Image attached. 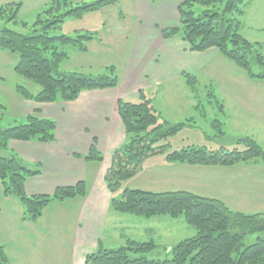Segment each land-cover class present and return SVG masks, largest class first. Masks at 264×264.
Returning <instances> with one entry per match:
<instances>
[{
    "label": "trees",
    "instance_id": "trees-1",
    "mask_svg": "<svg viewBox=\"0 0 264 264\" xmlns=\"http://www.w3.org/2000/svg\"><path fill=\"white\" fill-rule=\"evenodd\" d=\"M245 1L182 0L177 7L179 23L162 29V37L168 39L178 36L190 51H204L214 47L249 78L264 80V55L256 48L255 43L240 34V17ZM117 2L118 0H96L73 4L71 0H48L46 8L37 14L31 24L16 19L20 2L0 5V19L30 28L29 33L7 27L0 29V50L18 53L14 72L38 86L36 93L21 85H15L14 90L23 99L52 103L73 102L83 91L117 87L119 77L112 65L106 67L105 73L95 75L58 71L59 64L68 57L62 46L72 45L79 51L86 52V43L94 40V32L87 30L81 34L77 31L74 36L51 35V31L60 29L65 19L81 18L89 11L115 5ZM193 5L204 9L195 15L191 9ZM250 57L258 66V73L251 71ZM182 77L190 87L196 86L194 74L182 73ZM138 96L140 101L137 103L123 99L116 101V111L125 130V139L113 151L110 165L103 176L106 188L112 194L110 208L117 213L147 219L165 215L177 218L181 215L186 224L195 228L196 234L177 242L164 259L147 256L157 247L152 241L127 240L124 246L117 248H104L99 241L96 250L85 256L84 264H264V238H257L254 243L240 249L246 234L264 231V213L233 211L218 199L184 190L151 192L124 188L120 191L121 183L135 176L141 171L143 162L156 155H163L167 162L188 165L232 166L255 158L264 164V150L251 137L237 139L244 146L242 150L224 147L209 150L202 146L170 150V144L165 143L166 140L176 134L185 123L162 120L142 90H139ZM211 97H215L213 93ZM215 102L222 110V104L218 100ZM220 126L218 123V127ZM54 130L55 122L51 118L41 117L36 113L25 115L23 123L0 127L1 190L4 196L14 197L19 201L23 208V220L36 221L50 203L86 196L85 181L72 186L56 187L51 194L28 195L24 190L26 178L39 175L41 170L38 164L25 161L9 149L8 143L10 140L50 143L55 139ZM220 134L223 135L221 131ZM158 142L162 143L157 144ZM74 157L100 163L102 155L98 151L96 139L92 138L86 154H74ZM130 253L139 256L130 257ZM0 263H8L2 246Z\"/></svg>",
    "mask_w": 264,
    "mask_h": 264
},
{
    "label": "crops",
    "instance_id": "crops-1",
    "mask_svg": "<svg viewBox=\"0 0 264 264\" xmlns=\"http://www.w3.org/2000/svg\"><path fill=\"white\" fill-rule=\"evenodd\" d=\"M181 1H133L138 21L134 24V41L128 54L125 77L123 80L119 79L117 87L83 91L73 102L29 101L33 110L55 122V139L50 143L9 141L10 149L32 164L34 162L41 166L39 175L26 178L25 192L28 195L51 194L56 187L72 186L83 180L86 184V196L50 203L36 221L30 222L22 219L23 208L19 201L2 194L0 184V246L9 260L4 264H84L85 256L96 250L99 241L104 248H110L105 244V239L108 238L115 239L119 245L126 244L127 240L141 242L136 230H147L146 225L151 226V231L156 229L152 233L159 240L169 242V237L165 239L170 231L167 219L178 221L179 217L157 216L144 222L138 216H119L122 213L109 207L110 193L103 176L110 165L113 151L125 139V130L116 111L118 99L129 101L139 98L138 92L143 91L144 87L154 90L164 86L167 98L171 101L177 88L170 84L181 78L185 81L182 73L192 74L204 68L203 64L223 57L214 47L204 51H190L178 36L168 39L162 37V29L178 24L179 20L178 17L175 19V15L178 16L177 7ZM9 2H20L23 5L22 0H0V5ZM244 16L245 12L240 17L241 30ZM148 60L150 69H145L141 64ZM243 73L245 74L244 71ZM138 74H141L140 78L145 77L146 81L141 78L138 82ZM245 76L251 79L246 74ZM180 89L189 103L195 106L197 86L190 87L184 82ZM237 105L246 109H263L262 113L256 114L264 116V102H240ZM83 116H87L88 121ZM186 126L193 125L190 123ZM221 131L225 136L222 128ZM92 138L96 139L98 151L102 155L100 163L85 162L70 155L87 153ZM147 164L150 165L149 170H152L153 181L159 188L164 187V191H197L203 197L222 201L233 211L264 213L255 205L258 203V206L264 208V164L257 158L232 166H201L167 162L163 155H158L147 158L139 172H144ZM129 180L131 179L127 181ZM206 190L214 193L208 194ZM228 197L235 200H229ZM236 204L241 207H236ZM179 226L183 228L182 224ZM107 227L110 228L108 232ZM38 228L44 229V234L54 231L60 236L59 242L52 244V238L42 236ZM158 229H161L162 234H159ZM148 241L156 245L152 237ZM50 248L55 250L52 255H47L46 251Z\"/></svg>",
    "mask_w": 264,
    "mask_h": 264
},
{
    "label": "rangeland",
    "instance_id": "rangeland-1",
    "mask_svg": "<svg viewBox=\"0 0 264 264\" xmlns=\"http://www.w3.org/2000/svg\"><path fill=\"white\" fill-rule=\"evenodd\" d=\"M82 1L90 3L96 0H71L73 4ZM133 1L134 0H118L115 5L89 11L81 18H67L61 24L60 29L51 31V35L68 34L71 36H74L77 31L81 34L86 33L87 30L95 33L94 39L96 40L89 44L86 43L88 50L86 52L79 51L76 46H62L63 50H66L68 57L64 58L59 64L58 71H74L95 75L105 73L106 67L112 65L116 68L119 79L123 80V77H125V68L129 59L128 54H130L131 51V43L134 41V24L138 21ZM47 2L48 0H22L23 5L16 19L31 24L35 20L37 14L46 8ZM191 9L195 15H198L204 8L199 5H193ZM244 12L245 16L243 18V27L240 34L246 40L255 43L256 48L264 55V0H247L244 6ZM177 17L178 16L175 15L176 20ZM3 27L21 33H29L30 31V28H23L19 24L14 25L13 22L0 19V29ZM249 60L251 71L253 73H258L260 70L256 63L251 57ZM17 61L18 53L0 50L1 128L23 123L24 116L31 113H36L38 116H41L36 110H33L32 106L29 104L31 100L23 99L14 90L15 85H21L28 88L32 93L38 91V86L36 84L16 75L13 68ZM203 65H205L204 68L196 70L194 72L195 74L192 73L197 77V89L194 99L197 108L189 103L187 96L184 94L183 90L180 89V85L185 82L182 78L170 84L171 87L177 88L173 93V100L171 101L167 98L164 86L155 88V91L152 88H147L148 86L143 89L144 94L147 98L151 99V105L156 112L160 114L162 120H167L170 123H185L176 134L170 136L168 140H166L165 143L170 144V150H179L187 146H202L209 150H215L220 147L229 150L233 148L242 150L244 149L243 144L236 141V139L244 137H251L257 141L264 150V116L256 114L257 112L262 113L263 109H246L237 105V103L240 102H264V81L248 79L242 69L236 67L221 56ZM141 66H144L145 69H150V61L144 62ZM140 76L141 74H138V82H140L141 78L146 81L145 77L140 78ZM211 93L214 94V98L211 97ZM215 100H218V102L222 104V110L218 107ZM129 101L137 103L140 99L134 98ZM56 102L61 103L63 101ZM82 118L88 121L87 116H83ZM190 123H192L194 127L186 126ZM218 123H220V127H218ZM221 128L225 132V136L220 134ZM160 143L162 142H158L157 144ZM74 154L78 153H72L70 155L74 157ZM20 157L24 159L22 156ZM24 160L32 163L26 159ZM33 164L37 163L33 162ZM39 168L41 170V166H39ZM149 169L150 165L147 164L144 172H138L135 176L130 178L131 180L123 181L120 186V191L125 187L151 192L164 191V187L159 188L153 181L151 174L152 170ZM211 191H214V189ZM191 193L202 196L197 191H192ZM206 193L211 194L214 192L206 190ZM111 197L112 194L110 193V198ZM227 199L232 201L235 200L233 197H228ZM239 204H236V207H241L240 205L242 204ZM255 205L259 211H264V208L258 206V203ZM119 216L134 217L135 215L119 214ZM141 220L147 222V218H141ZM167 220L170 222V231L165 238L168 239L169 237L168 243H166V240H159L157 236L152 233V231L156 232V229L154 228L151 231L149 229L151 227L150 225H146L147 230H136L139 241H148L150 237L156 241L157 247L151 253L147 254L150 258H167V250H169V248L173 247L179 240L196 234L195 228L186 224L181 215L177 219L178 221L172 219ZM179 224H182L183 228L180 227ZM107 226H109V224ZM107 228L106 232L110 231V228ZM38 229L42 236L45 235L46 238H52V244L54 242H59L60 236H57L54 231H49L44 234V229ZM158 231L159 234H162L161 229H158ZM133 235L135 236V233ZM257 238H264V231L246 234L242 240L240 249L254 243ZM105 244L110 248H117L120 247V245H125L116 244V240L113 238L105 239ZM54 250L55 249L51 248L47 250V255H52ZM129 255L130 257L139 256L138 254L132 253Z\"/></svg>",
    "mask_w": 264,
    "mask_h": 264
}]
</instances>
